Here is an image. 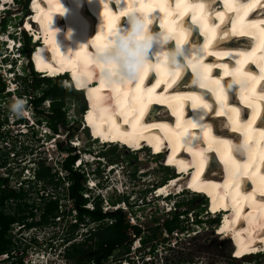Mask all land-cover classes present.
<instances>
[{
	"label": "bare ground",
	"instance_id": "bare-ground-1",
	"mask_svg": "<svg viewBox=\"0 0 264 264\" xmlns=\"http://www.w3.org/2000/svg\"><path fill=\"white\" fill-rule=\"evenodd\" d=\"M130 2L124 0L128 5ZM105 3L107 0H35L30 10L37 12L34 19L41 23L45 41V45L32 55L36 71L55 77L70 70L82 86L87 85L86 75L91 81L97 80L98 69L92 63L85 66L92 52L86 47L105 44L109 24L113 31L117 24L114 21L127 15L117 11V6L122 4L109 0L105 7ZM197 4L203 7L197 8ZM139 5L145 9L151 6L153 18L158 15L170 30L186 32L188 36L176 37L175 42L182 45H188L192 37L190 31L183 28L189 19L194 23L189 26L191 32L197 30L200 37L209 32L202 46V58L190 64L187 72L200 89L210 90L216 101L207 103L206 99L212 100L211 95L196 86L189 89L186 71L172 82L167 68L160 65L155 73L158 83H165V91L156 92V87L141 85L120 88L118 110L111 88L105 84L91 87L87 95L94 108L87 116L88 125L95 127V135L119 138L131 147L138 148L146 140L156 153H165L169 145L172 154L168 153L167 165L177 166L178 172L185 176L173 178L174 182L163 185L159 194L175 192L177 187L183 189L185 184L194 192L206 194L212 200V211H232L224 217L219 231L232 238L236 258L243 259L252 251L264 250V0H215V3L212 0H187L185 3L182 0L175 3L173 0H140ZM129 7L128 11L133 10ZM97 14L101 16L98 32L92 35L95 19L90 16ZM26 27L30 28V23L27 22ZM161 31L166 29L162 27ZM80 45L84 46L80 48ZM207 56L211 58L205 60ZM180 80L183 81L178 84ZM233 81L237 86L230 87ZM137 87L142 97L137 107H143V115L138 119L136 112L129 114L136 103L133 97L137 95ZM228 87L233 94L229 95ZM194 89L199 92L196 96L190 93ZM191 104L189 117L186 111ZM217 104L220 117L208 123L206 117ZM165 105L175 115V125L165 117L164 114H168ZM211 105L215 106L211 108ZM148 111L151 114L146 116ZM117 113L122 115L123 121L127 118L129 130L118 123ZM258 126L263 128L259 130ZM236 132L246 134L243 143H247V153L234 150L237 145L234 142L240 144L243 138ZM145 173L150 174V171Z\"/></svg>",
	"mask_w": 264,
	"mask_h": 264
},
{
	"label": "rangeland",
	"instance_id": "rangeland-1",
	"mask_svg": "<svg viewBox=\"0 0 264 264\" xmlns=\"http://www.w3.org/2000/svg\"><path fill=\"white\" fill-rule=\"evenodd\" d=\"M6 2L9 4L5 5ZM24 3L25 0H21L19 2H17V0L14 2L12 0H0V21L5 17L9 19L8 21H10L7 28V34H11L16 31L18 32V37H23V35L20 34V32H23L22 26L20 25L26 14L23 12ZM9 56V50L7 44L4 42V38L3 40L0 39V75L2 81L5 82L6 85H9V80L12 79L9 76V68L11 67L9 65L10 62L6 63L5 61V58L8 59ZM12 59H14L13 56L9 58V60ZM28 63L29 60L26 56H24L22 62H17L16 69L19 72H22L26 77V80H20V93H23L25 89H29V92H33L34 86L38 84V81H36L33 76ZM63 85L64 88H69V85H67L66 82H63ZM81 96V94L76 95V97L79 98L78 100L68 98L69 100L66 108L67 110L69 109L68 121L70 123L66 127L60 126L59 128L60 136L57 138H61V140H59L61 146L57 142V145L54 146L53 150H51L54 154L55 160L53 161L47 159L49 155L47 150L49 147L48 145H46L47 148L43 149L46 154H43L42 157L47 160H44V166L53 170L51 173H55L56 170L60 171L65 164L64 159L71 157L69 153L70 147H72L70 140H72L75 144H78L77 140H80L83 147H86L89 151H94L104 156L108 164H118V172L116 175L111 176L110 180L109 176H107L108 171H105L103 178L102 174H98L96 177H91L93 180L100 178L99 180L102 184H115L119 187L118 191L115 189L108 191L107 194L105 193L106 199L110 205H107L104 201L103 211L107 212L117 210V207H113L114 204L127 200L130 196L132 197L133 193H135L136 204L138 203L140 207H127L126 210H123L127 215V219L130 221V225H137L142 229V233L140 236L136 237L134 232L129 229L130 238L127 240V243L124 246L117 248L114 255L109 259L104 260L101 264H124L125 261H127V259H125L127 255L130 256L128 260L129 262H131L132 259H135L134 264H264V256L251 257L244 260H234L236 257L232 255V251L233 249H236V245L232 242L231 237L223 235V231H219L217 233L214 228L211 227L212 224L207 223L211 220V218L203 205L204 200L200 197L186 194L177 199V201L183 205L181 207H177L175 211L174 209L167 210L166 208H163L161 202L157 201L154 194L150 192L152 186L148 184V182L154 181L157 185L155 184L153 186L162 187L165 185L163 182L166 179L170 180L169 174H171L170 176H174V173L171 171L168 172L165 169L163 162L160 159H154L149 153L135 155L132 154V152L129 153L127 149H121L119 147H102L99 143L94 144L92 140L89 139L90 137L88 133L83 131V125L80 123V112L82 111L81 109L84 105V100ZM11 102L12 96L0 97V104L3 109H8V105ZM74 103L76 105H74ZM42 109L49 112V103H43ZM31 114L33 115V113ZM9 116V126L11 127H8V129H11V132L13 131V135L16 136L14 141L18 142L20 140V137L18 136L19 128L17 125L12 126L13 122L17 121V119L11 118V115ZM41 119L49 121V116H47V118L41 117ZM29 139H32L30 141L35 140L34 138H27V136H24L21 137L22 142H20L24 145L27 141L32 147ZM15 142H12L11 146H6V144H4L3 153L5 154L6 152H10V149L14 147ZM42 144L43 142H41V145ZM19 145L21 144L19 143L18 146ZM39 145L40 143H35V146L39 147ZM81 150L80 152L77 151L74 154H80L83 152ZM30 154L31 150H28L27 155L29 156L25 158L26 161H28L27 158H32ZM10 157L11 158H9L8 161L11 164L9 165L10 167H8L14 174H17L16 179H14L11 183V187L14 189L15 187H19L17 183L21 180V174L22 176L28 177V173L25 172V169L27 168L23 169L24 166L22 168L17 165V163H20L19 161L14 162V160H12L13 155ZM91 158L92 157H90V159ZM95 159L97 158L95 157ZM75 167L77 168V164ZM100 167L102 166L95 164L93 166L87 165L83 169L92 173L93 170L99 169ZM54 168L56 170H54ZM100 170L102 169L100 168ZM3 171L0 170V173L3 174ZM147 171H150V174L148 173L149 176L144 179L141 176V173H145ZM30 173L33 174L32 170ZM80 182L85 190L84 193H86V190L89 189L88 183L85 184L86 181L83 178H81ZM68 183L69 184L60 185L58 187L55 184L51 185L48 182L43 184V187L47 188V192L53 194V192L56 191V196L62 199L60 201V211L56 212L54 215V217H56L55 223L50 222L49 220L50 224L36 226L33 229L25 228L22 224L13 226L12 235L14 237V255L10 254V256L1 257L0 264L76 263V260L74 261L67 258L66 253L68 248L72 247L74 244H82L84 241H87L91 237L89 232L93 231V229L96 230L98 225L92 224L91 228H81V230L71 231V225L77 222V214L73 208V200H68L67 198L69 195L68 185H71L73 182L68 181ZM121 186H123V188ZM186 186L187 185L185 184L183 189ZM31 189L32 188L30 187L25 188L26 191ZM89 196L92 197V201L94 194L90 193L86 197ZM130 200H132V198ZM27 201L30 205L36 204V208L33 209L36 217L30 218L29 222L39 223L42 215L41 209H37V207L44 203H41L40 199H36V195L28 196ZM88 208H95V202H91ZM5 210L14 213L20 212L16 203L11 204L10 207ZM31 210L32 208L27 210L28 212H20V216L29 215ZM170 211L173 212L169 214ZM185 211L191 212L188 216L183 217L182 220L180 219V221L175 224L177 230L173 234H169L166 231L165 224L173 219L174 215L177 214L176 212ZM133 217L135 218L134 221ZM88 221L89 220L86 222L88 223ZM195 221H202V223H198L197 226V224H194ZM113 222L107 219L104 223H101L100 226L104 228L105 226H110ZM140 237L146 240L145 246L142 241H140ZM95 241L96 238H94V242L88 241L87 245L82 247L83 250L87 251L89 246L94 244ZM153 245H156L154 254L150 252V248ZM173 246H175V249L170 248ZM138 247L142 248L138 250ZM91 255L92 253L88 255L81 254L79 259L83 258L84 264H94L92 262H88L90 258L93 257ZM143 259L146 260L145 263H142Z\"/></svg>",
	"mask_w": 264,
	"mask_h": 264
},
{
	"label": "trees",
	"instance_id": "trees-1",
	"mask_svg": "<svg viewBox=\"0 0 264 264\" xmlns=\"http://www.w3.org/2000/svg\"><path fill=\"white\" fill-rule=\"evenodd\" d=\"M23 12L29 14V0H25ZM7 17L3 18L0 21V36L2 34L7 33V28L10 24V21ZM22 25V24H21ZM20 25V26H21ZM22 45L23 50L22 53L29 60V68L32 71L33 76L35 77L38 84L34 86V91L29 92V89H25L23 93L18 92L19 96L26 97L35 108L36 113L40 117L49 116V121L47 124L52 128L55 134H59L60 126H67L70 122L68 121V113L66 105L68 104V100L74 98V100H78L79 98L76 95H80V92L74 88H64L63 79L58 78H46L41 77L39 73H37L31 62V53L33 50V43L31 38L28 36L26 31H23L22 37ZM19 80H26V77H18ZM21 83V81H19ZM45 87V88H44ZM7 85L2 81L0 75V97L2 96H11L10 93L6 92ZM69 98V99H68ZM81 98L84 97L81 96ZM49 101L50 102V110L47 112L42 109L43 103ZM74 105H76L74 103ZM86 101L84 100V105L82 107L81 114L86 109ZM9 110H5L2 108L0 104V145L2 140L7 139L9 134L4 133L2 131L3 127L9 121ZM45 120V119H44ZM61 146V144L59 143ZM69 153L71 157L67 158L64 164V169L68 173L69 181L73 182L69 186V197L73 200L74 211L76 212L77 222L71 225L72 230H81V228H91L92 224L98 225L97 229L89 232L91 236L87 241L80 244H74L72 247L67 250V258L71 260H76L75 264H84L83 258L79 259L81 254L88 255L92 253L90 260L88 262H92L94 264H101L104 260L109 259L114 255V252L117 248L124 246L127 243V240L130 238L129 229L134 232L136 237L140 236L142 233V229L137 225H130L129 219H127V215L123 210L117 211H109L104 212L101 206V201H95V208L90 209L86 207V204L89 202L87 198L84 197V188L80 182L81 178L85 179V176L81 171H78L75 166L76 154L75 149L70 147ZM3 156V151L0 148V157ZM1 161V160H0ZM3 164L2 166H4ZM168 172L169 170L165 168ZM53 170L46 168L44 163H41L37 170L38 180L43 182L44 184L48 182L49 184H55L57 187L62 184V181H59L57 173H51ZM171 174H169L170 177ZM169 179H166L163 184H165ZM86 184V183H85ZM87 191V190H86ZM34 193L36 195V199L39 198L41 204L37 209H41L42 218L39 223L29 222L30 218L36 217V214L33 212V209L36 208V204L30 205L27 201V197L31 196ZM56 191L53 192L52 195L40 197L38 192L26 191L25 189L16 190L11 187L10 180L0 178V259L1 257L7 255H14V237L12 235V228L15 225L22 224L23 227L28 229H33L36 226L40 225H48L50 222L55 223L56 217H54L55 213L60 211V197L56 196ZM16 203L20 212H28L27 210L31 209L29 215L20 216V212L14 213L11 211H6L5 209L10 207L11 204ZM183 204H178V207H181ZM204 205V203H203ZM191 211L185 212H176L171 221H168L165 224L166 231L169 234H173L177 229L175 224L182 220L183 217H186L190 214ZM170 214V213H169ZM114 221L110 226H105L102 228L100 226L101 223H104L106 220ZM50 220V222H49ZM87 220L88 223L86 222ZM197 223H202V221H197ZM94 238L96 241L94 244L89 246L87 251H84L82 247L87 245L88 241L94 242ZM68 241V240H67ZM140 241H142L143 245H146V240L140 237ZM175 249V246L170 247ZM156 245L151 246L150 252L152 254L155 253ZM130 256L127 255L125 259L129 260ZM234 260H238L234 258ZM118 261V260H117ZM146 260H142V263H145Z\"/></svg>",
	"mask_w": 264,
	"mask_h": 264
},
{
	"label": "clouds",
	"instance_id": "clouds-1",
	"mask_svg": "<svg viewBox=\"0 0 264 264\" xmlns=\"http://www.w3.org/2000/svg\"><path fill=\"white\" fill-rule=\"evenodd\" d=\"M19 1L21 0H17V2ZM108 2L109 0H107V3H105V5H107ZM111 2H113V0H111ZM114 2L117 5L124 4V0H114ZM121 10L127 13V15L124 17L126 22L123 25L120 24L115 30L112 31L110 35H108L107 41L104 46L102 47L94 46V50L90 54L91 63L95 66L96 69H98L99 79L103 81L104 84L107 85L109 88L126 89L129 85L135 87L140 83L146 69L151 67V69L155 71L156 66L158 65H163L165 68H167L172 78H175L178 74L184 73L188 69L190 64L196 63L202 58L203 47L199 43L192 42L188 45H182L178 42H174L173 37L170 36L168 32L161 30L159 31L154 30L153 25L156 24V20L153 17L148 16L143 12L139 11L138 5H133V10L131 11H128L127 7H123ZM26 16H28V14L23 17V20L21 22L23 31H26L24 27V21ZM185 31H191V29L185 28ZM17 33L18 32L15 31L14 33L11 34H7V33L2 34L0 36V39L3 40L4 38V42L7 44V47L9 45L10 48L14 47L13 50L8 48L10 55L9 58L15 56L13 57L14 59L9 60V58L8 59L5 58V61L6 63L10 62L9 65L11 66L9 68V76L12 79L9 81H11V83H17L19 85L20 80L18 79V77L22 78L25 77V75L16 69L17 62L19 61L22 62V59L24 58L22 53L23 50L22 38L18 37ZM20 34L23 35V32H20ZM27 34L31 38L28 32ZM8 39L11 40L10 43L7 41ZM173 42H174V46L169 47V45L172 44ZM83 46L84 45H80V48ZM33 50H34V44H33ZM33 50L30 55L31 56L30 60L32 62V65H33V61H32ZM33 68L36 71L34 65ZM39 74L41 75V73ZM41 77L43 76L41 75ZM46 78H52V77H46ZM235 86H237V82L233 81L230 87H235ZM29 106L30 105L26 98L20 96L12 97V102L8 105V110L11 115V118L22 119L27 117L30 111ZM80 116H81L80 123L82 124L83 113L80 114ZM83 131L87 132L90 137L89 139H91L89 130L83 127ZM51 133H53L51 137L57 135L54 133L52 128H51ZM59 140H58V144L60 142ZM77 142H78V146H76L77 144H75L72 140H70V143L72 147L75 149V152L77 151L80 152L81 149H82L81 151H83L80 154L76 155L74 166H76L77 164V168L76 167L75 168L78 171L82 172V174L86 178V184L88 183L89 185V189H87V192L83 194L84 197L89 200V202L86 204V207H88L91 202L100 200L103 209L104 201L105 203H107V205H110L106 199L105 193L107 194L108 191L115 189L116 191H118L119 187L115 184L107 185L104 182H103L104 184H102V182L99 180L100 178H96L93 180L91 179V177H96L98 174L99 175L102 174V178H103L105 171H108L107 176H109V180H110L111 176L117 174L118 172L117 169L119 168H117L116 165L118 164H113V163L108 164V162H106L107 160L105 159V157L102 156L100 153L89 151V149L83 147V145L80 143V140H77ZM234 150L243 154V153H247L249 151V148L246 144L241 142L240 144L234 146ZM86 155H88V157ZM90 157L92 158L90 159ZM95 157L97 159H95ZM95 164H98L99 166L101 165L102 167L100 168L102 170H100L99 168L93 170L92 173H90L88 172V170L85 171L83 169L87 165L93 166ZM141 176L145 179L149 176V174L147 175L145 173H142ZM173 177L174 176H170V179ZM148 184H150L152 187H154L153 185L155 184L157 185V183L154 181H149ZM121 187L123 188V186ZM152 187L150 190L151 193H153L154 190ZM90 193L94 194L92 201H91L92 199L91 196L86 197ZM134 194L135 193H133L132 197L130 196V198H128L127 200H123L122 202H118L117 204H114L113 207H118L119 208L118 210H123L124 209L123 207L125 206L131 208L139 206L138 203L136 204V198H135L136 195ZM131 198L132 200H130ZM156 200L160 202L162 201V199H160L159 197H156ZM123 204L126 205L123 206ZM178 204L174 206L170 204L169 205L170 207H165V205H163L161 202L163 208H166L167 210L174 209V211L178 207ZM172 212L173 211H170L169 213ZM207 223H211L212 224L211 227H213L214 230L216 231V226H213V223L210 220ZM194 224H197L198 226V223L196 221L194 222ZM216 232L218 233V231ZM141 248L142 247H138L137 249L139 250ZM233 251H232V255L234 256ZM5 256L7 257V255ZM251 257H258V256L244 257V259ZM244 259H238V260H244ZM134 263H135V259H132L131 262L127 260L125 261L124 264H134Z\"/></svg>",
	"mask_w": 264,
	"mask_h": 264
},
{
	"label": "built area",
	"instance_id": "built-area-1",
	"mask_svg": "<svg viewBox=\"0 0 264 264\" xmlns=\"http://www.w3.org/2000/svg\"><path fill=\"white\" fill-rule=\"evenodd\" d=\"M9 85H7V89L6 92L10 93L12 97L14 96H19L18 92L20 91L19 89V85L17 83H11V81H9ZM21 97V96H20ZM26 98V97H24ZM27 99V98H26ZM28 103H29V114L27 117L22 118V119H17V121L13 122L12 126H16L19 128L18 129V136L20 137V140L18 142H15V138L16 136L13 135V131L11 132V129H8L9 126V121L8 123L3 127L2 131L4 133H8L9 136L7 139L2 140L0 148L3 151V145L6 144V146H11L12 142H15L14 147H12L10 149V152H6L3 156L1 155L0 157V170H5L3 171L4 173L1 174L0 173V178H4V179H9L10 180V184L12 183V181H14V179H16L17 174H14L12 170L9 169V165L11 164L8 159L11 158L10 156L13 155V159L14 162L19 161L20 163H17V165L19 167L24 166L23 169H25V172L28 173V177L26 176H20L21 180L18 181L17 185H19V187H15L14 189L16 190H20V189H25V188H32L29 191H35L38 192L39 195L41 197L43 196H48V195H52L50 192H47L46 189L43 187V182H40L38 180V176H37V170L38 167L41 163H44V160L47 161L46 159H44L42 157L43 154H46L44 152V148H47L46 145H48V160H55L54 158V154L51 152V150H53L54 146L57 145L58 142V138L60 135L57 134L54 137H51L53 135V133H51V127L47 124V121H45L44 119H41L40 116H38V114L36 113L35 108L32 106L31 102L27 99ZM49 104L50 102L47 101ZM50 106V105H49ZM7 110V109H5ZM35 112V114H34ZM33 113V115L31 114ZM10 118V116H9ZM46 123V124H44ZM32 132H31V131ZM39 131V134H38ZM36 134V135H35ZM27 136V138H34V141H30L32 139H29L30 143L32 144V147L30 146L29 142L26 141V143L23 145V143H21V137ZM61 139V138H60ZM21 141V142H20ZM41 142H43V144L41 145ZM21 144L18 146V144ZM35 143H40L39 147L35 146ZM32 148V149H29ZM28 150H31V154L30 156H32V158H27L28 161H26V157L29 156L28 154ZM7 158V159H6ZM67 159V158H66ZM66 159H64V163L66 161ZM3 164H5L4 166H2ZM16 164V163H15ZM25 164V165H23ZM22 165V166H21ZM9 166V167H8ZM32 170L33 174L30 173V171ZM54 170H56L54 168ZM24 173V172H23ZM55 173L58 174V178L59 181H62L61 185H65V184H69V177H68V173L67 171L64 169V165L62 167V169H60V171L56 170ZM66 173V174H64ZM68 179H67V178ZM67 179V180H66ZM70 185H68L69 188ZM31 195H34V193H32ZM37 197V196H36ZM68 200H71L69 198V195L67 196ZM39 199V198H38ZM126 204H123V206ZM61 207V206H60ZM116 208V207H114ZM125 210L127 208V206L123 207ZM135 220V218L133 217V221Z\"/></svg>",
	"mask_w": 264,
	"mask_h": 264
},
{
	"label": "snow or ice",
	"instance_id": "snow-or-ice-1",
	"mask_svg": "<svg viewBox=\"0 0 264 264\" xmlns=\"http://www.w3.org/2000/svg\"><path fill=\"white\" fill-rule=\"evenodd\" d=\"M212 3H215V0H212ZM105 7H107V5H105ZM196 7L197 8H201V7H203V5H201V4H197L196 5ZM194 18V17H193ZM112 25L111 24H109V35L112 33ZM241 34H243V32L241 33ZM98 40L99 39H101L100 37H98L97 38ZM105 44H103V45H101V46H97V47H102V46H104ZM85 66H87V64H89V63H91V61H90V59H88V60H85ZM159 67H160V65H158V66H156V70H159ZM146 71H147V69L145 70V73H144V75L146 74ZM237 72H239V69H237L236 70ZM144 77V76H143ZM142 81H143V78L141 79V81H140V83H142ZM102 82V85L101 86H103L104 85V82L103 81H101ZM172 82H174V78H173V81ZM139 83V84H140ZM138 84V85H139ZM201 86H203V85H201ZM112 91H113V93H114V95H115V97H116V99H117V102L119 103L120 102V99H121V90H120V88H115V89H112ZM140 88L139 87H137L136 88V93H137V95L136 96H134L133 97V99H134V101L136 102V103H134L133 105H132V107L129 109V114H131L132 112H136L137 113V119L140 117V116H142L143 115V107L142 106H140L139 108L137 107V103H139L140 101H141V99H142V97H141V95H140ZM262 91H264V90H262ZM147 101H145V103H146ZM193 107H194V105H193ZM204 107L206 108V107H208V105H204ZM125 123H127L128 122V120H127V118L125 119V121H124ZM193 127H195V124H193L192 125ZM246 145H247V143H245Z\"/></svg>",
	"mask_w": 264,
	"mask_h": 264
}]
</instances>
